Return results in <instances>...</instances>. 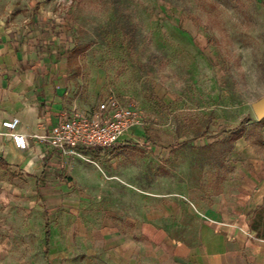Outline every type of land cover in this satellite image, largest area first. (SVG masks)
I'll return each mask as SVG.
<instances>
[{"label":"crops","instance_id":"crops-1","mask_svg":"<svg viewBox=\"0 0 264 264\" xmlns=\"http://www.w3.org/2000/svg\"><path fill=\"white\" fill-rule=\"evenodd\" d=\"M59 1L57 10L50 1L25 16L0 7V123L18 119L27 141L18 150L0 135V264H35L20 261L25 246L46 264H264V117L233 127L218 120L216 131L179 136L173 148L153 140L154 155L190 147L217 163L213 174H226L183 191L152 192L128 176L130 147L161 136L164 125L131 127L112 147L75 155L45 142L64 115L97 105L74 93L81 63L69 47L72 0ZM88 196L98 200L90 215Z\"/></svg>","mask_w":264,"mask_h":264},{"label":"rangeland","instance_id":"rangeland-1","mask_svg":"<svg viewBox=\"0 0 264 264\" xmlns=\"http://www.w3.org/2000/svg\"><path fill=\"white\" fill-rule=\"evenodd\" d=\"M50 1L54 10L62 7L59 0H0V7L25 16ZM74 1L66 12L72 22L69 47L80 49L72 53L81 63V73L72 69L74 93L93 105L115 97L145 121L164 125L161 136L151 132L145 149L130 147L125 156L132 165L130 180L145 182L152 192L213 183L208 179L218 176L212 173L217 163L204 162L206 153L180 147L160 157L152 152L153 140L173 148L179 136L216 131L218 120L233 127L241 119H257L253 105L264 97V0ZM127 174L115 176L121 180ZM97 203L84 197L83 209L90 215ZM31 251L25 246L20 261L37 257L35 264H46Z\"/></svg>","mask_w":264,"mask_h":264},{"label":"built area","instance_id":"built-area-1","mask_svg":"<svg viewBox=\"0 0 264 264\" xmlns=\"http://www.w3.org/2000/svg\"><path fill=\"white\" fill-rule=\"evenodd\" d=\"M149 123L138 111L110 97L94 108L76 109L70 115H64L42 138L49 147L74 154L78 148H110L131 127L147 126ZM17 124L16 118L1 122L5 132H0V135H8L16 149L24 150L26 137L16 131ZM135 144L141 149L146 147L145 141L136 140Z\"/></svg>","mask_w":264,"mask_h":264},{"label":"water","instance_id":"water-1","mask_svg":"<svg viewBox=\"0 0 264 264\" xmlns=\"http://www.w3.org/2000/svg\"><path fill=\"white\" fill-rule=\"evenodd\" d=\"M256 118L262 119L264 117V97L253 105Z\"/></svg>","mask_w":264,"mask_h":264},{"label":"trees","instance_id":"trees-1","mask_svg":"<svg viewBox=\"0 0 264 264\" xmlns=\"http://www.w3.org/2000/svg\"><path fill=\"white\" fill-rule=\"evenodd\" d=\"M77 51V52H76ZM80 49H75V47L72 48L71 53L76 52L78 53ZM246 120H244L241 124H243Z\"/></svg>","mask_w":264,"mask_h":264}]
</instances>
